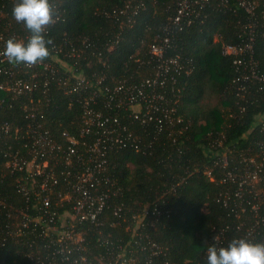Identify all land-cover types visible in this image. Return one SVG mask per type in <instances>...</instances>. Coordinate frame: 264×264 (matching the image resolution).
I'll return each mask as SVG.
<instances>
[{
	"label": "built area",
	"instance_id": "2783aa9c",
	"mask_svg": "<svg viewBox=\"0 0 264 264\" xmlns=\"http://www.w3.org/2000/svg\"><path fill=\"white\" fill-rule=\"evenodd\" d=\"M210 1L173 0L174 14L145 54L131 56L138 76L110 73L107 55L145 8L142 1L123 0L112 9L95 10L113 22L109 40L68 34L45 39L49 55L31 65L9 62L0 54V92L5 94L0 110L16 102L24 108L16 122L0 114V154L20 196L17 201L0 199L5 217L0 246L25 238V256L40 264H176L151 231L169 209L156 200L136 208L127 203L112 155L125 144L151 153L160 134L176 139L190 126V119L178 114L176 106L179 78L190 66L172 50L182 31L207 16ZM49 2L54 17L44 34L63 19L60 6ZM239 4L249 21L240 42L223 43L221 52L237 65L232 83L236 95L247 102L255 82L264 91V73L254 57L259 0ZM7 32L0 31V52L8 38L26 42L31 36L26 27L24 33ZM55 89L72 96L70 107L78 103V133L53 131L47 108L58 107ZM210 135L212 162L221 173L216 175L213 168L204 173L224 185L217 201L237 219L235 226L213 227L214 245L227 246L235 238L264 243V140L256 151L249 148L236 157L224 145V136Z\"/></svg>",
	"mask_w": 264,
	"mask_h": 264
},
{
	"label": "trees",
	"instance_id": "16d2710c",
	"mask_svg": "<svg viewBox=\"0 0 264 264\" xmlns=\"http://www.w3.org/2000/svg\"><path fill=\"white\" fill-rule=\"evenodd\" d=\"M60 6L63 19L51 28L45 39H59L63 34L87 35L98 41L111 38L113 22L96 14L97 9H112L123 0H50ZM142 1L145 8L136 21L123 31L120 43L107 55L109 72L129 77L137 73L131 58L143 55L154 40L161 26L174 14L173 0ZM16 0H0V31L25 32L22 22L12 16ZM207 16L199 18L176 37L177 52L189 62L190 71L179 78L178 114L190 119V126L178 138L164 132L160 134L154 150L150 153L136 150L125 144L113 153L116 173L125 189L124 199L134 208L138 203L158 201L162 208L169 209L162 216L153 237L168 248V258L176 264H206V249L215 244L213 228L237 224V219L218 201L217 196L224 185L211 181L204 173L213 168L216 175L220 170L212 162L209 138L224 136L223 143L230 146L231 155L256 151L264 140V91L259 83L251 86L248 101L236 95L232 79L238 74L233 59L221 52L223 43H238L243 25L249 15L240 6L239 0H211L205 9ZM264 0H259L258 33L254 43V57L264 73ZM218 38V40H216ZM138 76V75H137ZM0 92V97L4 96ZM54 101L47 110L53 131L63 130L78 133L81 123L77 102L69 106L70 97L55 89ZM216 96L219 104L205 106L206 96ZM7 104L0 114L3 118L19 121L24 114L23 106L16 102ZM132 127L139 128L137 124ZM175 139V140H174ZM225 147L223 146V148ZM4 157L0 154V199L20 200L14 187V177L7 172ZM173 188L172 190H169ZM168 192V193H167ZM264 215V210L262 211ZM5 217L0 211V233ZM233 227L232 230H234ZM114 233H122L113 229ZM264 237V229L261 234ZM0 264H40L25 256V238L13 239L0 246Z\"/></svg>",
	"mask_w": 264,
	"mask_h": 264
},
{
	"label": "clouds",
	"instance_id": "9594fccd",
	"mask_svg": "<svg viewBox=\"0 0 264 264\" xmlns=\"http://www.w3.org/2000/svg\"><path fill=\"white\" fill-rule=\"evenodd\" d=\"M12 16L22 22L31 36L26 42L10 37L2 52L9 62L35 64L49 55L45 27L53 22L54 13L49 0H16ZM206 264H264V243L235 238L227 246L210 245L206 249Z\"/></svg>",
	"mask_w": 264,
	"mask_h": 264
},
{
	"label": "rangeland",
	"instance_id": "374dc122",
	"mask_svg": "<svg viewBox=\"0 0 264 264\" xmlns=\"http://www.w3.org/2000/svg\"><path fill=\"white\" fill-rule=\"evenodd\" d=\"M202 104L205 106H214L216 104H219L218 102V98L216 96H206L203 100H202Z\"/></svg>",
	"mask_w": 264,
	"mask_h": 264
}]
</instances>
